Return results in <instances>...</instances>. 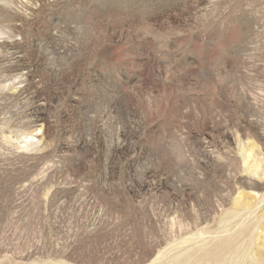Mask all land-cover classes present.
I'll return each mask as SVG.
<instances>
[{"label":"rangeland","instance_id":"374dc122","mask_svg":"<svg viewBox=\"0 0 264 264\" xmlns=\"http://www.w3.org/2000/svg\"><path fill=\"white\" fill-rule=\"evenodd\" d=\"M0 264H264V0H0Z\"/></svg>","mask_w":264,"mask_h":264}]
</instances>
